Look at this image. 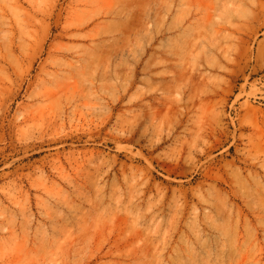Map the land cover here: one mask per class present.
I'll return each instance as SVG.
<instances>
[{
    "label": "rangeland",
    "instance_id": "rangeland-1",
    "mask_svg": "<svg viewBox=\"0 0 264 264\" xmlns=\"http://www.w3.org/2000/svg\"><path fill=\"white\" fill-rule=\"evenodd\" d=\"M0 264H264V0H0Z\"/></svg>",
    "mask_w": 264,
    "mask_h": 264
}]
</instances>
